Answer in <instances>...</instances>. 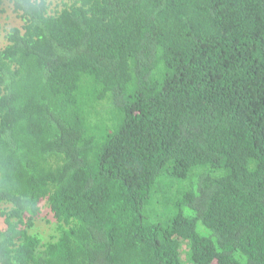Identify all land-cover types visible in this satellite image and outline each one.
Instances as JSON below:
<instances>
[{
  "label": "trees",
  "instance_id": "trees-1",
  "mask_svg": "<svg viewBox=\"0 0 264 264\" xmlns=\"http://www.w3.org/2000/svg\"><path fill=\"white\" fill-rule=\"evenodd\" d=\"M0 14V264H264V0Z\"/></svg>",
  "mask_w": 264,
  "mask_h": 264
},
{
  "label": "rangeland",
  "instance_id": "rangeland-1",
  "mask_svg": "<svg viewBox=\"0 0 264 264\" xmlns=\"http://www.w3.org/2000/svg\"><path fill=\"white\" fill-rule=\"evenodd\" d=\"M7 17H8L7 14H0V25L5 24L8 27L20 26V23L17 20H15L14 16H11L9 18H7ZM5 44H6V42L4 39L0 40V46L1 47L5 46Z\"/></svg>",
  "mask_w": 264,
  "mask_h": 264
}]
</instances>
